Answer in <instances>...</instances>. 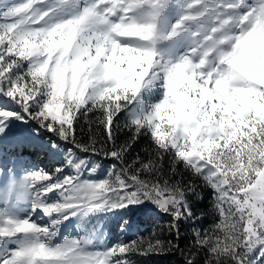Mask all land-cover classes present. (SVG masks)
Instances as JSON below:
<instances>
[{
  "label": "rangeland",
  "instance_id": "rangeland-1",
  "mask_svg": "<svg viewBox=\"0 0 264 264\" xmlns=\"http://www.w3.org/2000/svg\"><path fill=\"white\" fill-rule=\"evenodd\" d=\"M99 99L205 181L209 218L64 140ZM158 218L264 264V0H0V264H136Z\"/></svg>",
  "mask_w": 264,
  "mask_h": 264
},
{
  "label": "trees",
  "instance_id": "trees-1",
  "mask_svg": "<svg viewBox=\"0 0 264 264\" xmlns=\"http://www.w3.org/2000/svg\"><path fill=\"white\" fill-rule=\"evenodd\" d=\"M123 114V109L116 111L104 99L91 101L67 127L64 140L98 159L100 165H114L126 180L139 177L156 186L188 190L195 213L200 209L209 218V197L202 195L199 200L198 196L200 191L206 192L205 181L194 176L169 147L125 122ZM139 233L132 237L137 250L131 258L136 264H226L222 259H207V249L182 224L168 230L162 219H151Z\"/></svg>",
  "mask_w": 264,
  "mask_h": 264
}]
</instances>
